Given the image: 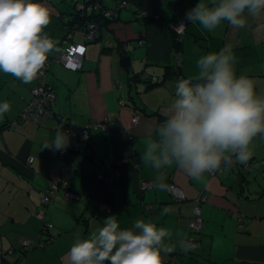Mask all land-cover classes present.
I'll return each instance as SVG.
<instances>
[{
  "label": "crops",
  "instance_id": "crops-1",
  "mask_svg": "<svg viewBox=\"0 0 264 264\" xmlns=\"http://www.w3.org/2000/svg\"><path fill=\"white\" fill-rule=\"evenodd\" d=\"M96 1L106 7L121 1L125 5L112 21L99 19L96 38L85 40L80 28L66 34L63 19L71 15L70 3L37 0L51 10L44 31L58 41L57 47L65 42L83 46L79 69L65 66L54 52L48 56L45 84L56 95L55 117L43 123L21 119L8 127L30 99L37 79L24 84L0 72V103L11 106L0 119V264L14 259L21 264H71L74 235L96 231L109 215H115L122 228L136 220L157 223L170 232L168 244L185 236L190 238L185 243L194 240L190 251L177 249L164 256V264H264V136L252 141L247 165L236 163L199 178L175 166L158 172L140 161L148 138L166 119L176 83L195 77L198 59L209 52L231 45L237 75L254 78L257 93L264 95V13L248 17L239 29L224 21L208 32L186 22L175 45L173 22L199 2L211 6V0ZM141 11L153 17L140 16ZM147 75L156 81L147 82ZM62 119L66 126L103 121L107 127L90 129L89 145L82 149L62 153L43 148L54 140ZM158 176L167 185L179 186L184 197L177 200L168 188L158 189ZM59 179L81 197L71 200L62 191L49 190ZM44 195L49 200L42 202ZM200 195L205 196L200 203L202 227L190 231L189 217ZM98 203L111 205L110 212ZM46 237L49 240L38 244ZM26 238L35 244L23 256L18 249Z\"/></svg>",
  "mask_w": 264,
  "mask_h": 264
},
{
  "label": "clouds",
  "instance_id": "clouds-1",
  "mask_svg": "<svg viewBox=\"0 0 264 264\" xmlns=\"http://www.w3.org/2000/svg\"><path fill=\"white\" fill-rule=\"evenodd\" d=\"M262 13L264 0H211V6L199 2L189 9L181 24H199L212 32L227 21L239 29L248 17ZM51 17L50 8L37 0H0V72L24 84L38 78L49 54L59 51L58 41L44 31ZM235 64L231 45L198 59L196 76L176 83L166 119L148 138L141 163L158 172L175 166L192 178L248 164L252 141L264 136V95L257 93L254 78L237 75ZM10 110L7 101L0 103V119ZM63 127L43 148L68 147ZM155 186L168 188L160 176ZM171 239L168 229L157 223L136 220L122 228L116 216L109 215L87 236L77 232L68 256L71 264H164V256L193 247L191 241L185 243L186 236L176 238L175 244L165 242Z\"/></svg>",
  "mask_w": 264,
  "mask_h": 264
},
{
  "label": "built area",
  "instance_id": "built-area-1",
  "mask_svg": "<svg viewBox=\"0 0 264 264\" xmlns=\"http://www.w3.org/2000/svg\"><path fill=\"white\" fill-rule=\"evenodd\" d=\"M74 5V10L76 11H89L95 10L94 13H98L97 17H105V18H111L112 16L116 15V11H118L119 7H122L125 5V1L116 2L115 7H106L101 5L96 0H72ZM144 11L139 12V14L142 16ZM183 19L178 18L173 22V37L175 41H180L183 34L185 33V27H186V21L184 22V25L181 24ZM99 19H92L91 21L87 22L85 28L83 29L84 32V38L85 40H93L96 38L98 33V22ZM59 51L54 52L53 57L55 59H58L61 61L65 66L73 68V69H79L82 65V54H83V46L80 44H72L65 42V44L58 48ZM50 63V58L47 59L46 64L44 68L42 69L40 75L37 78V84L31 89V97L27 101L26 105L23 107V109L20 111L18 117L9 123H7L8 127H12L17 124V122L21 119H29L33 120L37 123H43L50 117H55V114L52 110L51 102L54 99V93L51 89H49L45 84V77L48 71ZM147 82L156 81L157 77L154 75H147L143 77ZM138 117V114L133 115L132 120H136ZM56 118L61 119L59 115L56 116ZM61 121V120H60ZM107 127V124L105 122H90L88 126L86 127H74V128H66V133H68L69 142H73L74 144H80L84 145L89 142L91 133L89 132L90 129H98L101 131H104ZM29 160V158L27 159ZM101 174H98V177H101ZM143 186H147L148 182L143 181ZM52 189L55 192L62 191L64 196L67 199L71 200H78L81 195L73 190H71L67 182L65 180H57L53 181L49 185V190ZM168 189L174 199H181L184 197V193L182 189L177 186L174 183H169ZM48 195V194H47ZM205 199L204 195H200L197 198H195V202L193 205L192 213L189 217L188 221V228L190 231H198L202 227L203 218L201 216V210H200V203ZM47 196H43L41 201L45 202L48 201ZM99 207L104 209L105 211L110 210V205L108 203H99ZM38 215L41 214L40 210H37ZM50 237H48L47 240H49ZM190 239V238H189ZM192 244L195 243L193 239H191ZM35 242L33 243L29 239H23L20 241L19 249L18 251L24 256L25 253L29 248L34 246ZM38 244H42V241H38ZM19 253V254H20ZM4 264H21L20 261H17V259L7 261Z\"/></svg>",
  "mask_w": 264,
  "mask_h": 264
},
{
  "label": "trees",
  "instance_id": "trees-1",
  "mask_svg": "<svg viewBox=\"0 0 264 264\" xmlns=\"http://www.w3.org/2000/svg\"><path fill=\"white\" fill-rule=\"evenodd\" d=\"M72 10H71V15L65 17L63 19V22H64V25L66 26V34L68 33H72V31L76 28H80L81 30H83L87 24V22L91 21L92 19H106L108 22L109 21H112L113 20V17L111 18H105V17H97L98 13H94L93 10H89L88 12L87 11H75L74 10V5L72 4ZM142 17H153V15L149 12H146L144 11ZM178 19V18H177ZM98 23V26H99V23L100 21L97 22ZM174 38V37H173ZM179 41H175V45L178 44ZM64 45V44H63ZM63 45L59 46L58 48L62 47ZM63 122V125L66 126L67 124H65V122L63 121V119L61 120V123ZM75 126H66V128H74ZM65 128V129H66ZM64 129V130H65ZM84 145H89V143H86ZM83 145V146H84ZM86 147V146H84ZM98 174H101V173H97L96 176L98 177ZM102 175V174H101ZM99 178H103V175ZM99 204V203H98ZM99 206V205H98ZM110 210H111V205H110ZM110 210L108 212H110ZM107 212V211H106ZM48 239V237L44 238V239H40L39 241H42V244Z\"/></svg>",
  "mask_w": 264,
  "mask_h": 264
},
{
  "label": "bare ground",
  "instance_id": "bare-ground-1",
  "mask_svg": "<svg viewBox=\"0 0 264 264\" xmlns=\"http://www.w3.org/2000/svg\"><path fill=\"white\" fill-rule=\"evenodd\" d=\"M138 14H139V13H138ZM140 16H141V15H140ZM49 89H51V88H49ZM51 90H52V89H51ZM52 91H53V90H52ZM53 93H54V95H55V92H54V91H53ZM30 94H31V93H30ZM55 97H56V95L54 96V99L52 100L51 105H52L53 101L55 100ZM82 146H83V145H80V144H74L73 142H69L68 147L65 148V149H62L61 152L64 153V152H66L67 150H69V149H71V148L81 149ZM28 158H29V157H27V159H28ZM27 161H28V160H27Z\"/></svg>",
  "mask_w": 264,
  "mask_h": 264
},
{
  "label": "rangeland",
  "instance_id": "rangeland-1",
  "mask_svg": "<svg viewBox=\"0 0 264 264\" xmlns=\"http://www.w3.org/2000/svg\"><path fill=\"white\" fill-rule=\"evenodd\" d=\"M68 3H70L71 5L73 4L72 0H66Z\"/></svg>",
  "mask_w": 264,
  "mask_h": 264
},
{
  "label": "water",
  "instance_id": "water-1",
  "mask_svg": "<svg viewBox=\"0 0 264 264\" xmlns=\"http://www.w3.org/2000/svg\"><path fill=\"white\" fill-rule=\"evenodd\" d=\"M75 11H76V10H75ZM70 35H71V34H70ZM82 148H84V146H82ZM82 148H81V149H82ZM87 151L89 152V151H90V149H89V150H87Z\"/></svg>",
  "mask_w": 264,
  "mask_h": 264
}]
</instances>
